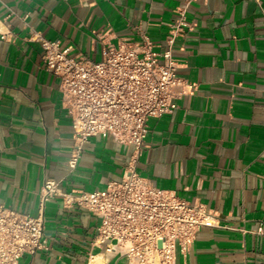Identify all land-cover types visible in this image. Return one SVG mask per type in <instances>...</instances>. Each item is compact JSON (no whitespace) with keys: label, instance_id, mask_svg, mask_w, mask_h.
Here are the masks:
<instances>
[{"label":"crops","instance_id":"obj_1","mask_svg":"<svg viewBox=\"0 0 264 264\" xmlns=\"http://www.w3.org/2000/svg\"><path fill=\"white\" fill-rule=\"evenodd\" d=\"M37 33L93 60L104 41L140 33L156 50L172 47L178 75L195 87L151 119L138 171L203 203L215 220L176 264H264V0H0V204L32 215L45 179L101 189L122 178L133 151L111 135L92 136L68 171L72 121ZM99 223L87 209L49 199L47 249L18 264H85ZM94 250L97 264H128Z\"/></svg>","mask_w":264,"mask_h":264},{"label":"built area","instance_id":"obj_2","mask_svg":"<svg viewBox=\"0 0 264 264\" xmlns=\"http://www.w3.org/2000/svg\"><path fill=\"white\" fill-rule=\"evenodd\" d=\"M32 38L42 46L45 68L60 78L62 105L71 117L68 171L77 167L92 136L111 135L132 145L133 151L122 178L104 188L67 190L60 180L47 178L36 215L0 204V264H18L25 253L47 249L45 205L55 196L65 207H82L100 219L85 264H97L95 248L128 264H176L178 255L191 249L199 229L214 226L215 220L203 203L155 187L138 171L151 119L173 112L177 100L195 87L178 75L172 47L156 50L151 38L140 33L116 43L104 41L101 59L93 60L73 54L59 40L39 33Z\"/></svg>","mask_w":264,"mask_h":264}]
</instances>
